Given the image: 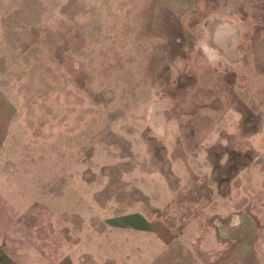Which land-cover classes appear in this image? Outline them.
<instances>
[{"label":"rangeland","instance_id":"rangeland-1","mask_svg":"<svg viewBox=\"0 0 264 264\" xmlns=\"http://www.w3.org/2000/svg\"><path fill=\"white\" fill-rule=\"evenodd\" d=\"M244 12L243 0H0V264H125L136 241L118 224L174 234L206 214L223 172L196 157L251 135L208 124L193 51L208 16L237 27ZM14 246L21 256L5 254ZM34 246L53 252L32 258Z\"/></svg>","mask_w":264,"mask_h":264},{"label":"crops","instance_id":"crops-1","mask_svg":"<svg viewBox=\"0 0 264 264\" xmlns=\"http://www.w3.org/2000/svg\"><path fill=\"white\" fill-rule=\"evenodd\" d=\"M243 1L245 20L239 21L237 27L233 21H214L218 14L208 16L204 23L206 34L194 48L193 61L197 66L208 68L206 75L201 77L204 95L209 98L208 124L214 125L216 121L224 125L230 123L250 130L251 136L244 140L233 137L229 140V147L216 152L213 150L218 144L223 145L221 141L208 143L203 156L196 157L198 164L203 157L208 164L213 163V179L223 172L217 189L207 190V193L222 197L212 203L209 201L201 208L206 214L190 219L180 232L167 234V228L157 232L150 230L151 221L148 219L128 218L127 223L118 224L127 226L128 240L136 241L134 251L122 255L127 260L125 264H264V0ZM250 31L253 41L251 38L248 42ZM221 94H226L228 110L223 107ZM228 111L236 115L238 122L226 120ZM220 113L222 117L216 119ZM7 124L4 111L0 113V131L4 133ZM196 153L198 155L199 148ZM218 160L221 164L216 166ZM7 210L6 202L0 201V225L6 220ZM10 222L20 225L14 218ZM159 225L164 226L160 222ZM114 246L118 250L119 245ZM125 246L132 247L131 244ZM6 249L5 254L10 257L21 256L23 252L22 246ZM28 251L32 258L44 257L45 253L50 256L53 252L52 249L40 250L37 246ZM111 258V264H115L114 257ZM71 261L70 254H67L62 263L78 264Z\"/></svg>","mask_w":264,"mask_h":264}]
</instances>
